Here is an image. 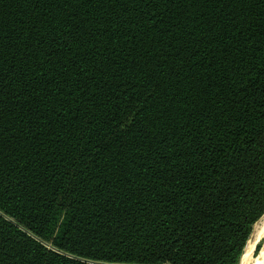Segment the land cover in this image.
Here are the masks:
<instances>
[{
	"label": "trees",
	"instance_id": "1",
	"mask_svg": "<svg viewBox=\"0 0 264 264\" xmlns=\"http://www.w3.org/2000/svg\"><path fill=\"white\" fill-rule=\"evenodd\" d=\"M263 214L264 0H0V264H239Z\"/></svg>",
	"mask_w": 264,
	"mask_h": 264
},
{
	"label": "bare ground",
	"instance_id": "2",
	"mask_svg": "<svg viewBox=\"0 0 264 264\" xmlns=\"http://www.w3.org/2000/svg\"><path fill=\"white\" fill-rule=\"evenodd\" d=\"M258 242H262L261 251L256 255V259H254L253 250ZM241 264H264V215L253 228V232L241 258Z\"/></svg>",
	"mask_w": 264,
	"mask_h": 264
},
{
	"label": "rangeland",
	"instance_id": "3",
	"mask_svg": "<svg viewBox=\"0 0 264 264\" xmlns=\"http://www.w3.org/2000/svg\"><path fill=\"white\" fill-rule=\"evenodd\" d=\"M263 215H264V214H263ZM263 215H262V216H263ZM262 216H261V217H262ZM259 219H261V218H259ZM258 221H259V220H257V221L255 222V224H256ZM255 224L253 225V228H254ZM253 228H252V232H253ZM252 232H251V234H252ZM251 234H250V236H249V239H250V237H251ZM249 239H248V240H249ZM247 242H248V241H247ZM261 244H262V242H258V243L255 245V248H254V250H253V255H254V256L252 255L254 259H256V257H257L256 255H258V254L260 253V251H261ZM246 245H247V243H246ZM246 245H245V247H246ZM258 246H259V249H260V250L258 249L259 252L257 251V247H258ZM244 249H245V248H244ZM256 251H257L258 253H257ZM243 252H244V250H243ZM242 255H243V254H242ZM241 258H242V256H241ZM241 258H240L239 264H241Z\"/></svg>",
	"mask_w": 264,
	"mask_h": 264
}]
</instances>
